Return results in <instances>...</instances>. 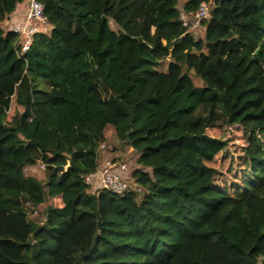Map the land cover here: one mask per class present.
<instances>
[{"label": "trees", "instance_id": "obj_1", "mask_svg": "<svg viewBox=\"0 0 264 264\" xmlns=\"http://www.w3.org/2000/svg\"><path fill=\"white\" fill-rule=\"evenodd\" d=\"M36 1L22 53L27 2L0 0V264H264V0H186L210 8L197 38L176 0ZM201 125L247 133L251 193L215 187L226 143ZM109 126L135 152L123 195L83 178Z\"/></svg>", "mask_w": 264, "mask_h": 264}, {"label": "rangeland", "instance_id": "obj_2", "mask_svg": "<svg viewBox=\"0 0 264 264\" xmlns=\"http://www.w3.org/2000/svg\"><path fill=\"white\" fill-rule=\"evenodd\" d=\"M186 0H176L177 8L182 13V6ZM111 27L116 29V26L111 23ZM195 36L197 34H194ZM161 70H165V66L160 67ZM194 84L201 86V81L190 74ZM12 104V108H13ZM198 133H205L206 135L219 139L226 143L224 148L214 157L213 161L207 163L210 167L216 169L217 174L215 176V187L220 189L231 197H242L251 193L252 182L250 180L251 174L249 172V164L244 157V145L247 133L238 129L235 126L222 125L215 128L205 129L202 125L198 128ZM105 143L101 147V159L109 160L111 162H121L129 165L130 172L136 168L135 165V152L128 145L119 142L112 127H107L105 131ZM260 143L264 149V136H260ZM25 174L33 176L37 179H44L42 167L36 165L32 168H27ZM257 182V181H256ZM54 204L57 201H53Z\"/></svg>", "mask_w": 264, "mask_h": 264}, {"label": "built area", "instance_id": "obj_3", "mask_svg": "<svg viewBox=\"0 0 264 264\" xmlns=\"http://www.w3.org/2000/svg\"><path fill=\"white\" fill-rule=\"evenodd\" d=\"M25 12L20 15L16 8L9 24L10 30L18 34V43L21 52L27 51L31 45V37L46 24L43 14V6L36 0H26ZM208 4H201L198 10L190 16L184 12L180 13V19L184 27L194 35L199 36V27L209 16ZM105 159V158H104ZM101 159L96 171L86 175L84 182L91 189H106L115 194L123 195L129 190V165L121 162H111Z\"/></svg>", "mask_w": 264, "mask_h": 264}, {"label": "crops", "instance_id": "obj_4", "mask_svg": "<svg viewBox=\"0 0 264 264\" xmlns=\"http://www.w3.org/2000/svg\"><path fill=\"white\" fill-rule=\"evenodd\" d=\"M23 11L24 10V5L23 6H21V5H19V7H18V13L20 14L21 13V11Z\"/></svg>", "mask_w": 264, "mask_h": 264}, {"label": "water", "instance_id": "obj_5", "mask_svg": "<svg viewBox=\"0 0 264 264\" xmlns=\"http://www.w3.org/2000/svg\"><path fill=\"white\" fill-rule=\"evenodd\" d=\"M97 224H98V227H99V225H100V218L99 217L97 219Z\"/></svg>", "mask_w": 264, "mask_h": 264}]
</instances>
